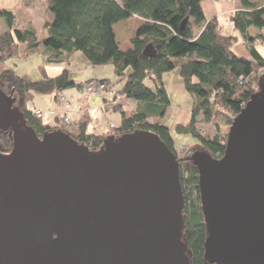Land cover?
<instances>
[{"label":"water","instance_id":"obj_1","mask_svg":"<svg viewBox=\"0 0 264 264\" xmlns=\"http://www.w3.org/2000/svg\"><path fill=\"white\" fill-rule=\"evenodd\" d=\"M184 21L182 22V25ZM142 54L152 56L147 43ZM223 154L194 150L210 264H264V69ZM0 89V264H188L176 154L147 129L98 150L61 128L38 135Z\"/></svg>","mask_w":264,"mask_h":264},{"label":"trees","instance_id":"obj_2","mask_svg":"<svg viewBox=\"0 0 264 264\" xmlns=\"http://www.w3.org/2000/svg\"><path fill=\"white\" fill-rule=\"evenodd\" d=\"M202 0H45L52 19L43 26L46 35L40 40L32 26L18 27L15 14L0 8L5 28L0 30V62L16 55L19 44L24 43L25 56L45 47L43 61L61 62L67 55L80 51L91 64H111L121 87L113 89L111 101L120 114V123L104 133L85 131L84 117L71 125L78 126L72 136L78 142L96 151L108 134L120 135L137 129L155 132L176 154L173 137L166 124L160 122L169 105V97L161 80L164 71L178 68L186 89L193 96L190 118L176 129L191 134L197 148L219 158L225 149L227 133L209 134L197 127L199 123L230 125L251 94L257 89L264 57L255 48L254 41L264 44V4L243 0L248 9L235 11L231 19L247 40L250 56L235 53L232 42L235 36L224 35L219 30L216 17L206 19ZM136 15L138 23L130 46L122 49L115 37L113 25ZM184 24L182 25V22ZM248 26L256 28L253 36L247 34ZM152 43L155 54L145 56L142 50ZM42 66V65H41ZM130 68V69H129ZM129 69V70H127ZM154 81V87L145 79ZM85 81L69 77L68 68L55 75L32 79L17 74L12 67L0 70V81L12 89L22 103L27 122L38 135L55 127L36 116L26 106L33 92L57 93L67 87H83ZM98 81H108L99 78ZM123 98L135 101L133 109L124 108ZM54 126H59L57 120ZM60 127V126H59ZM65 128L63 131L68 132ZM12 139L9 130H0V150L8 151ZM177 156L179 181L184 198L182 240L185 242L188 264H210L204 258V241L207 229L203 221L198 191V170L189 154Z\"/></svg>","mask_w":264,"mask_h":264},{"label":"rangeland","instance_id":"obj_3","mask_svg":"<svg viewBox=\"0 0 264 264\" xmlns=\"http://www.w3.org/2000/svg\"><path fill=\"white\" fill-rule=\"evenodd\" d=\"M39 3V1H37ZM39 11V10H38ZM24 14L19 13L18 15V21L19 23L25 22ZM137 18H132L128 21L119 23L115 27L116 31V37L120 43L121 46H126L128 42H130V38L133 36V33L135 31ZM139 23V22H138ZM137 23V24H138ZM2 26H0V30ZM221 32L223 34H233L226 31V28L223 27ZM239 33V31H237ZM46 35V31L42 29L41 27L37 28V38L42 39ZM238 46V45H237ZM24 47V43L19 44V52L10 57L5 59L4 61L0 62V70L5 67H12L14 71L19 75H27L32 79H37L42 77V75L45 73L48 75H55L57 72H59L62 68L61 65L62 62H53V63H46L43 61V55H44V49L45 47L43 45L40 46V48L29 54L28 56H25L22 52V49ZM232 49L235 52H238L235 46H232ZM259 51L264 55V46H258ZM80 53V52H78ZM78 54H74L71 57V60L69 63H65L68 67V73L69 77L79 79V80H88L92 79L91 82H95L100 77L97 76H103L107 78V83L112 86L114 90H117L121 87L123 83L122 80H118L117 76L113 72V67L111 64H91L87 63L86 61H82L78 56ZM80 55H82L80 53ZM82 57H85L82 55ZM42 65V66H41ZM61 66L60 69H55V66ZM130 69V68H129ZM127 69V70H129ZM91 76V77H90ZM161 80L164 84V87L166 89V92L169 97V105L167 107V110L164 114V116L160 119V122H163L166 124L170 130V133L173 137L174 141V147L176 150V155L181 156L183 154H190L194 150H198L200 148H197L196 145H194V142L196 139L189 133H182L177 131L176 125L177 124H186L189 121L190 118V111L192 107L193 102V96L190 94V92L186 89L184 82L178 72V68H173L167 71L162 72L161 74ZM145 83L150 86L154 87V81L150 78L145 79ZM86 84V83H85ZM84 84V85H85ZM0 89L3 90L6 93H12L15 97L14 105L18 106L20 110H22V103L20 101V98L14 94L15 92L10 88L9 86L3 82L0 81ZM82 91V88L80 90H77L75 86L73 87H67L63 89L60 93L69 101L72 98V94H77L80 92V95ZM55 92H33V97L31 100H28L26 102V105L29 109H41L43 111V120L48 121L49 119L53 118L52 115L48 114V111L50 109L58 112V105L57 102L54 99ZM94 96H97V99L100 101H103V98H107V100L111 101V94L104 93V94H95ZM92 97V96H90ZM103 97V98H102ZM88 98V97H87ZM122 103L125 105L126 108L132 107V99L130 98H124L122 99ZM71 102V101H70ZM110 111V116H105L106 122L108 124V119L110 118L113 122H118V111L112 109L111 104L106 105ZM23 111V110H22ZM95 120L97 117L94 118ZM52 127L55 128H65V125L60 124L59 126H54L53 123L50 122ZM71 126V125H70ZM69 126V127H70ZM109 128H112L110 126V123L108 124ZM230 125L221 124L219 128H216L215 125L212 123H199L197 124V127L203 129L204 132L213 134L218 131V133H224L228 132ZM1 151V150H0Z\"/></svg>","mask_w":264,"mask_h":264},{"label":"crops","instance_id":"obj_4","mask_svg":"<svg viewBox=\"0 0 264 264\" xmlns=\"http://www.w3.org/2000/svg\"><path fill=\"white\" fill-rule=\"evenodd\" d=\"M37 1H39V3ZM248 1L250 3L253 2L255 4H264V0H248ZM201 5H202L203 14H204L206 19H209L211 17L217 18L220 32H221L222 28L225 27L226 31H228L229 33H233V34H224V35H232V36L236 37L235 40H233V42H232L231 48H232V46H235L238 52H235L233 49L232 50L237 54H241V55L249 57L250 53H249V50L247 47V40L244 39L241 32L235 27V25L231 19V16L235 11L248 9V5H246L243 0H202ZM0 8H7V9L12 10L13 13L15 14L16 25L18 27L32 26L35 29L36 34H37V28L38 27H41L42 29L45 30L43 23L45 21H49L52 19V14L49 11H47V9H46L45 0H0ZM19 13L25 15L24 16L25 22L19 23V21H18ZM132 18H137L136 25H138L137 23L140 22V19L136 15H133L127 19L121 20V21H119L113 25L115 37H116V31H115L116 25L119 23L128 21ZM0 26H2V28H1L2 30L5 28V23L1 17H0ZM237 31H239V33ZM246 32L248 35L253 36L254 33L256 32V28L253 26H248ZM116 39H117V37H116ZM117 41H118V39H117ZM118 43H119V41H118ZM254 43H255V48L258 51H259L258 46H264V44L258 39H256L254 41ZM119 46L122 49L127 48L130 46V42H128L126 44V46H121L119 43ZM78 52H80V51H74V52L70 53L69 55H67L66 58L63 61H61L63 64L61 66L67 67L65 63H69L72 55H74V54H78L77 56L82 61H84V62L86 61L87 63H89L85 57H82L83 54L80 52L82 54V55H80V53H78ZM259 53L264 57V55L260 51H259ZM61 66L60 65L55 66L54 70L60 69ZM45 74L48 75L46 73V71H45ZM50 76H52V75H50ZM97 77L105 78L103 76H97ZM73 79H75V78H73ZM75 80L85 81V80H79V79H75ZM76 88H77V90H80L78 87H76ZM60 92H58V93H60ZM32 97H33V95H32ZM54 99L57 102L56 104L58 105V109L60 110V104L57 101V97H55V95H54ZM70 101H71V106L66 111V113L74 122H77L80 118L84 117V122H85V128L84 129L86 132L96 133V134L104 133L110 129L108 126L109 123L112 122L114 124V126H118L120 123V114L118 112V114H119L118 115V122H113L109 118L108 119L109 121L107 124L105 116H110L111 111L106 105L111 104L112 109H114L113 105L115 103H114V101L107 100L106 97L103 98V101H100L97 99V96H94V95L92 97L89 96L88 98H84L82 95H80V92H79L76 95L72 94V98ZM122 101L123 100L121 99L120 102L122 103ZM123 106H124V108H126L124 104H123ZM134 106H135V101L132 100V107L127 108V109L131 110L134 108ZM36 109H38V108H36ZM95 117H97L96 120L94 119ZM55 120L56 119L51 118L47 122L54 123ZM66 129H67L68 133H70V135H72V136H75L76 134H78V131H79L78 126H76V124H73Z\"/></svg>","mask_w":264,"mask_h":264},{"label":"built area","instance_id":"obj_5","mask_svg":"<svg viewBox=\"0 0 264 264\" xmlns=\"http://www.w3.org/2000/svg\"><path fill=\"white\" fill-rule=\"evenodd\" d=\"M104 93H113V89L110 88V85L106 81H98L95 82H88L82 87L81 94L84 98H87L89 96H93L95 94H104ZM57 101L60 104V110L58 112L50 109L48 111L49 115H52L54 119L57 120V124H63V125H71L73 120L68 116L66 111L70 108L71 102L64 97L62 94L57 95ZM36 116L42 117L43 111L41 109H34L33 112ZM55 125V124H53ZM110 126L113 127L114 124L111 122Z\"/></svg>","mask_w":264,"mask_h":264},{"label":"flooded vegetation","instance_id":"obj_6","mask_svg":"<svg viewBox=\"0 0 264 264\" xmlns=\"http://www.w3.org/2000/svg\"><path fill=\"white\" fill-rule=\"evenodd\" d=\"M7 94H11L12 95V93H7ZM15 102V101H14ZM14 102H13V105H14ZM1 151H3V150H1ZM4 152H6V151H4Z\"/></svg>","mask_w":264,"mask_h":264}]
</instances>
